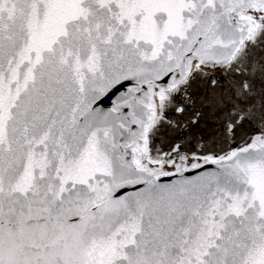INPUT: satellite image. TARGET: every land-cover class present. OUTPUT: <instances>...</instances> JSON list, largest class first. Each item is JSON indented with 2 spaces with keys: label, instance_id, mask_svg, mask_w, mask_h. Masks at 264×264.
I'll return each instance as SVG.
<instances>
[{
  "label": "snow or ice",
  "instance_id": "obj_1",
  "mask_svg": "<svg viewBox=\"0 0 264 264\" xmlns=\"http://www.w3.org/2000/svg\"><path fill=\"white\" fill-rule=\"evenodd\" d=\"M0 264H264V0H0Z\"/></svg>",
  "mask_w": 264,
  "mask_h": 264
}]
</instances>
